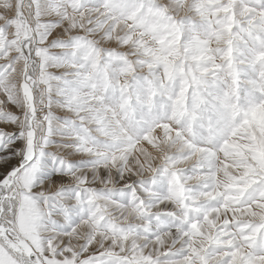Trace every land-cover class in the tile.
I'll list each match as a JSON object with an SVG mask.
<instances>
[{
  "label": "rangeland",
  "instance_id": "374dc122",
  "mask_svg": "<svg viewBox=\"0 0 264 264\" xmlns=\"http://www.w3.org/2000/svg\"><path fill=\"white\" fill-rule=\"evenodd\" d=\"M30 3L35 74L20 0H0V213L15 168L19 203L0 234L17 257L264 264V0ZM30 78L46 115L23 167ZM1 242L0 264H23Z\"/></svg>",
  "mask_w": 264,
  "mask_h": 264
},
{
  "label": "bare ground",
  "instance_id": "6f19581e",
  "mask_svg": "<svg viewBox=\"0 0 264 264\" xmlns=\"http://www.w3.org/2000/svg\"><path fill=\"white\" fill-rule=\"evenodd\" d=\"M13 1V0H12ZM24 2V3H23ZM22 3V4H21ZM31 3L30 0H20V7H15V11H16V15L17 18L19 20V25L21 26L22 30H23V43L22 46L24 47V49L26 50V52H30L29 54L26 55V68H27V73H36L39 71V64L37 62V58L34 57L33 55V45H34V40H33V36H31V30L32 26L31 24H29V20H30V10L31 8ZM16 6V4H15ZM9 5L8 6H4L3 10L6 11V9L8 11L12 12V8L9 9ZM2 9V8H1ZM14 9V8H13ZM17 9H19L20 11H17ZM33 31V29H32ZM27 33V34H26ZM27 75V74H26ZM38 79V78H37ZM31 81V87L32 88V92H33V97H31L29 91H28V96L31 99V104L30 107L33 110V116L30 115V117L28 116V121H27V128H28V135H29V142L30 144V148H29V155H27L26 160L23 161V163L21 162L19 166H23L24 163L29 162L32 159V156L36 150V147L39 143V140L42 139V137L44 136V130H43V120L45 118L46 115V107L45 104L43 102V100H41L42 98V90L43 89L41 86H39V84L36 82H33V80L30 78ZM26 83V82H25ZM28 84V85H30ZM34 102V103H33ZM26 130V129H25ZM27 132V131H26ZM24 167V166H23ZM20 168V167H19ZM17 168H15L16 170ZM13 171L11 174V178L6 182V184L4 183V193H8L7 196L4 198L6 199V202L3 203L5 206L4 210L2 213H0V216H9V218L11 219V217L13 215H15V211L16 208L18 207V190L13 188L12 192H8L9 187H14V180L16 178V173H18L17 171ZM2 194V193H1ZM3 222L0 218V223ZM8 227L5 226L4 229H7ZM7 232H11L9 229ZM1 236L3 246H5V248L16 258L17 257V252H15V250L13 249V247L11 245H9L7 243V240L5 239L4 236ZM13 237V236H12ZM15 240V238H13ZM21 240V238H20ZM23 240V239H22ZM24 241V240H23ZM17 242V241H16ZM26 242V241H25ZM26 255L24 254L21 258H18L19 261L23 264H29V256H30V252H31V248L29 247V244H26ZM30 251V252H29ZM31 254L33 255L34 253L31 252ZM28 257V258H27Z\"/></svg>",
  "mask_w": 264,
  "mask_h": 264
}]
</instances>
